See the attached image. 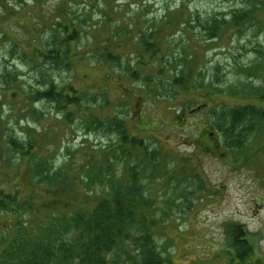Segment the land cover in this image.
Wrapping results in <instances>:
<instances>
[{"label": "rangeland", "instance_id": "rangeland-1", "mask_svg": "<svg viewBox=\"0 0 264 264\" xmlns=\"http://www.w3.org/2000/svg\"><path fill=\"white\" fill-rule=\"evenodd\" d=\"M63 10L69 30L74 24L80 33L69 61L44 63L29 47L27 58L8 53L11 43L35 38L38 48H47L50 26L41 30L42 23ZM213 18H236L237 28L226 22L210 38L207 20ZM6 69L18 78L0 87V191L21 187L22 198L35 200L42 214L30 222V231L56 213L42 208L50 196L33 184L40 181L39 167L47 174L67 163L74 171L89 160L90 147L115 138L103 130L89 133L80 120L69 125L45 100L27 96L48 80L93 95L104 92L108 115L123 117L130 133L159 149L160 178L149 188L159 197L156 242L171 264H240L230 237L233 225L249 233L255 248L242 264H264V0H0V72ZM182 70L196 75L199 84L177 87L169 100L151 93L170 95V81ZM244 105L252 114L232 129L227 112ZM216 117L222 130L216 131ZM223 127L232 135L230 143L245 138L242 151L222 145ZM11 137L32 145L23 158L10 149ZM166 167L172 174L162 177ZM94 192L102 194L101 185ZM60 231L65 238L71 234Z\"/></svg>", "mask_w": 264, "mask_h": 264}, {"label": "trees", "instance_id": "trees-1", "mask_svg": "<svg viewBox=\"0 0 264 264\" xmlns=\"http://www.w3.org/2000/svg\"><path fill=\"white\" fill-rule=\"evenodd\" d=\"M256 1L259 0H252ZM251 6L254 7V4ZM66 15L69 17L68 13ZM64 16V10L61 14L57 11L42 23L41 30L43 27L48 28L47 24L50 26L51 36L47 41V48H38L35 38L29 40L28 45L20 44L19 41L11 43L8 53L11 56L18 53L19 58H27L30 54L26 47H29L33 51V57L44 63H66L72 53V43L79 38L80 33L74 24L69 30L70 25L65 22ZM226 22L228 21L225 18L207 20L212 32L210 38H217L225 29L222 27L226 26ZM237 22L238 20L233 18L228 23H233L231 28L235 29ZM35 32L38 34V31ZM1 33L5 35L4 30ZM39 36V39H43L46 35L41 31ZM144 38L143 35L141 43L146 42ZM64 46L68 48L67 51ZM153 49L156 52L154 46ZM108 57L115 60V56L109 54ZM43 76L44 73L40 71V83ZM17 78L12 70L0 72V87L12 86ZM133 78L137 76L134 74ZM149 82L152 80H146L145 84ZM42 83L44 88H35L28 92L27 96L36 102L45 100L69 125L80 120L89 133H102L100 131L103 130L104 135L109 133L110 137L115 138H112L108 145L99 146L98 149L90 147L92 153L89 154V160L81 163L74 171H68L67 163L47 174H44L47 171L45 167H39L40 181L33 184L42 185L50 196L49 200L43 202L42 208L53 207L52 210H56V213H49L48 219L41 223L39 229L29 230L30 222L42 214V211L35 207L36 202L32 196L22 198L21 187H16L14 192L1 189L0 264H171L168 257L163 256L156 242L159 224L156 204L159 197L156 199L152 196L149 188L150 181L155 183V180L160 178L158 173L161 171L159 166L162 158L159 149L151 148L143 138L130 133L126 119L118 115H108L109 101L104 92L102 95H93L71 85L63 87L48 80ZM189 84H199V81L196 75H191V71L184 73L182 70L170 81V95H163L159 89L151 93L157 99L169 100L175 96L177 87ZM97 96H103L105 101L97 100ZM186 107L189 108L190 103ZM251 110L249 106L244 105L227 112L232 129L241 126L244 119L252 114ZM180 113L181 110L178 111L179 117ZM218 120L220 117L215 120L216 131L222 130ZM229 132L227 127H223L222 145L242 151L245 138L242 137L232 144L228 141V138L232 137ZM202 136L204 138V134ZM197 140L201 141L200 138ZM9 143L10 149L22 158L27 154L28 147L32 146L19 143L13 137ZM5 153L8 154L7 150ZM30 168L33 170V166L30 165ZM76 172L82 173V176L74 178ZM143 173H146L145 177ZM162 174V177H166L172 172L166 167ZM67 178H73V182L71 180L70 184H66ZM98 184L101 185L102 194L94 192ZM171 200L168 199V202ZM52 202L58 206H54ZM170 203L174 204L172 201ZM230 228L232 246L238 252L242 264L244 255L253 253L254 245L248 238L249 233L242 227L233 225ZM61 229H69L71 234L65 238Z\"/></svg>", "mask_w": 264, "mask_h": 264}, {"label": "flooded vegetation", "instance_id": "flooded-vegetation-1", "mask_svg": "<svg viewBox=\"0 0 264 264\" xmlns=\"http://www.w3.org/2000/svg\"><path fill=\"white\" fill-rule=\"evenodd\" d=\"M212 135V134H211ZM235 248V247H234ZM254 251H255V248H254ZM254 251H253V253H254ZM230 252H233V250H230ZM235 252H236V249H235ZM237 257V256H236ZM235 257V258H236ZM238 259L240 260V257H238ZM240 263H241V261H239ZM238 263V262H237Z\"/></svg>", "mask_w": 264, "mask_h": 264}]
</instances>
